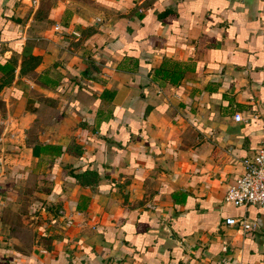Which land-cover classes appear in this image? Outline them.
<instances>
[{"label":"crops","instance_id":"obj_1","mask_svg":"<svg viewBox=\"0 0 264 264\" xmlns=\"http://www.w3.org/2000/svg\"><path fill=\"white\" fill-rule=\"evenodd\" d=\"M262 142L264 0H0V264H264Z\"/></svg>","mask_w":264,"mask_h":264},{"label":"built area","instance_id":"obj_2","mask_svg":"<svg viewBox=\"0 0 264 264\" xmlns=\"http://www.w3.org/2000/svg\"><path fill=\"white\" fill-rule=\"evenodd\" d=\"M72 33L76 34L74 31ZM235 120L242 117L239 112L233 114ZM241 168L236 176L227 183L224 189V199L236 205L254 204L264 208V142L260 143L250 156L240 160ZM227 224H239L247 228L243 218L225 217Z\"/></svg>","mask_w":264,"mask_h":264},{"label":"trees","instance_id":"obj_3","mask_svg":"<svg viewBox=\"0 0 264 264\" xmlns=\"http://www.w3.org/2000/svg\"><path fill=\"white\" fill-rule=\"evenodd\" d=\"M73 176H75V177H77L78 176V174H72Z\"/></svg>","mask_w":264,"mask_h":264}]
</instances>
